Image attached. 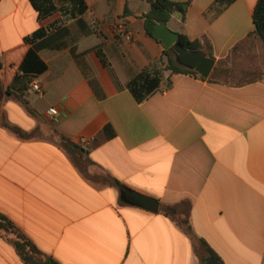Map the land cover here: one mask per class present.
Listing matches in <instances>:
<instances>
[{
	"label": "crops",
	"instance_id": "1",
	"mask_svg": "<svg viewBox=\"0 0 264 264\" xmlns=\"http://www.w3.org/2000/svg\"><path fill=\"white\" fill-rule=\"evenodd\" d=\"M150 1L87 0L79 23L0 0V213L41 252L38 264H202L201 242L222 264H264L258 0H170L183 12L167 27L204 37L214 69L239 65V83L165 69L167 49L144 29ZM142 72L157 73L159 89L137 101L129 83ZM122 187L157 199L159 211L128 203ZM0 264H28L1 231Z\"/></svg>",
	"mask_w": 264,
	"mask_h": 264
},
{
	"label": "trees",
	"instance_id": "2",
	"mask_svg": "<svg viewBox=\"0 0 264 264\" xmlns=\"http://www.w3.org/2000/svg\"><path fill=\"white\" fill-rule=\"evenodd\" d=\"M33 7L38 11L41 18H47L55 13L61 14L62 17L68 18L69 21L76 20L77 22H82L83 17L87 11L88 4L87 0H29ZM234 0H218L219 3H229ZM150 10L142 16L144 19V29L148 36L152 37V31L154 27L159 23H168L172 15L176 12H183V5L177 2H172L170 0H151ZM253 24L254 31L253 36L259 38L264 47V0H258L255 8L253 10ZM46 30L42 29L37 31L32 39L41 38L45 35ZM179 42L181 46L191 51H203L208 57L213 58L211 44L202 37L201 39L190 41L186 36L180 35ZM175 52L172 49L165 50V56L167 57V63L165 69L170 70L173 73H183L192 74L198 77V74L183 68L177 63L176 56L172 55ZM102 62L106 65L103 55L98 52ZM223 61L217 63V67L214 69L212 75L208 80L216 81L218 79V74L221 72ZM264 80V75L261 78ZM219 80V79H218ZM159 76L158 74H149L146 72L140 73L136 78H134L129 83V90L137 101H143L144 99L151 96L154 92L159 89ZM18 99L25 105L27 102L18 97ZM12 130L18 132V130L11 128ZM19 133V132H18ZM21 135V133H20ZM22 136V135H21ZM24 137V136H23ZM30 137V136H26ZM61 146L67 151H74L72 147L69 146V141L63 137H60ZM118 187L121 185L115 182ZM161 212L166 216H171L176 221L184 227L185 231L189 234H193L192 228L189 224L188 219L177 218V212L171 207H162ZM0 231L7 236H10L13 245L18 252V254L23 258V260L28 264H38L37 260H34V255H42L41 252L36 248V246L25 236V234L6 216L0 213ZM202 243V251H200V258L208 256L215 261H219V258L212 252V250L204 243ZM44 261V260H40Z\"/></svg>",
	"mask_w": 264,
	"mask_h": 264
},
{
	"label": "water",
	"instance_id": "3",
	"mask_svg": "<svg viewBox=\"0 0 264 264\" xmlns=\"http://www.w3.org/2000/svg\"><path fill=\"white\" fill-rule=\"evenodd\" d=\"M153 38L160 41L165 49H172L176 54L177 63L185 69L191 70L198 74L201 79H208L215 67V60L208 57L203 51H191L181 46L180 35L171 31L167 23L157 24L152 31ZM69 146L74 149H80L79 146L69 142ZM121 194L125 200L135 206L147 211L157 213L160 204L157 199L141 194L128 188H121ZM202 264H222L213 260L211 257H204Z\"/></svg>",
	"mask_w": 264,
	"mask_h": 264
},
{
	"label": "rangeland",
	"instance_id": "4",
	"mask_svg": "<svg viewBox=\"0 0 264 264\" xmlns=\"http://www.w3.org/2000/svg\"><path fill=\"white\" fill-rule=\"evenodd\" d=\"M62 21H66L68 22V18H64L62 19ZM173 56H176V54H173ZM242 69L240 68L239 65H232L229 69H222L221 72L217 75L218 79L221 81H227V82H234V83H239L242 81V79L244 78L243 74H241ZM261 74L257 75V77L261 78Z\"/></svg>",
	"mask_w": 264,
	"mask_h": 264
},
{
	"label": "built area",
	"instance_id": "5",
	"mask_svg": "<svg viewBox=\"0 0 264 264\" xmlns=\"http://www.w3.org/2000/svg\"><path fill=\"white\" fill-rule=\"evenodd\" d=\"M116 33L120 36L124 37L126 40H132V34L128 32L123 24H119L116 27ZM31 89L35 94L41 95L42 89H41V82L39 79L34 78L31 81ZM49 116H54L53 110L48 111Z\"/></svg>",
	"mask_w": 264,
	"mask_h": 264
}]
</instances>
